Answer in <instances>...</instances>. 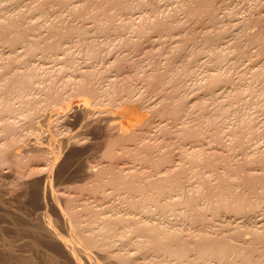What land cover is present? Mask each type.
<instances>
[{
	"label": "rangeland",
	"instance_id": "374dc122",
	"mask_svg": "<svg viewBox=\"0 0 264 264\" xmlns=\"http://www.w3.org/2000/svg\"><path fill=\"white\" fill-rule=\"evenodd\" d=\"M41 1L43 15L33 9ZM41 1L0 0L1 20L10 17L9 22L7 18L0 23V83L25 69L19 61L20 56L9 53L12 47L7 41L11 35H23V41L27 43L31 39L38 45L37 49L34 46L36 55L33 57L40 77L36 95L45 96L41 87L47 78L53 77L63 96L74 103L76 96L80 98L79 94L82 93L81 97L87 95L84 89L73 86L74 81L85 79L81 74L86 71L93 79L89 81L100 88L97 95L88 91L86 97L90 103L92 100L94 105L91 107L98 110L97 114L79 122L75 107L56 102L51 107L42 104L38 111L40 116L33 121L23 114L13 118L23 137L18 142L19 153L23 155L17 161L8 158L0 163V264H75L64 245L47 231L43 223L44 219H49L56 235L68 237L73 227L70 229L64 223L61 211L69 215L78 232L83 230L82 233L87 234L91 233V228L100 229L102 233L96 235L98 246L92 250L101 264H264V239L248 233V228L258 222L263 223L264 228V201L254 208L255 213L247 216L222 208L217 218H213L211 210H205L204 218L196 220L198 211L188 206L179 208L184 213L178 214L170 210L154 211L155 225L178 233V239L189 242L191 233H198L208 241L226 239L227 249L233 252L223 260L216 256L200 258L199 249L209 250L210 246H200V239H197L195 244L188 246L187 252L190 258L195 254V259L179 261L177 256L156 246V241L149 237L142 225L114 224L106 229L111 231L106 239L96 212L105 202L113 204V209L105 210L106 214L121 215L128 207L120 203L117 194L103 200L93 191L96 179L107 182L112 177L109 164L115 174L119 167L124 170V165L155 178L157 165H165L166 159L171 158L177 164L172 168L179 167L176 172L183 171L180 179L193 197L192 202L202 200V190L197 187L201 185L200 173L207 178L208 191L223 184L216 179V170L228 172L229 180L239 183L250 173H264V76L258 71L261 67L264 69V55L251 37L259 30L254 19L264 15V0H208L212 6L205 5L206 0H156L159 4L157 12L150 9L146 0H137L145 3L134 10L132 8V12L114 16L118 24L115 27L107 26L110 17L102 13V10L112 13L116 8L118 11L119 7L110 0H103L105 3L102 2L99 8L91 7L83 15L71 11L70 4L75 3L74 0L69 6L57 1ZM125 1L133 4L136 0ZM183 2H190V5H181ZM213 13H217L214 19ZM127 21L136 22V25L129 26ZM123 22L129 27L121 26ZM245 22H248L246 35L240 31ZM137 23L141 27L145 26L144 23L147 28L143 27L145 30L141 32ZM218 30L222 32L218 49L224 55L210 50L204 36H211ZM60 35L66 37L63 38L66 41L64 48L58 51L55 47L52 48L54 51L47 48L46 45L54 41L50 38L57 37L58 40ZM178 44L181 47H177ZM217 55L222 57L219 59ZM68 78L70 83L63 85ZM213 85L219 86L217 91L220 93L210 94ZM114 86L117 89L113 92L111 88ZM235 86L239 91L233 89ZM222 89L226 92H221ZM128 99L132 103L135 100L136 107L143 109L140 108L145 115L143 120L147 118L152 122L150 131L142 140L134 141L136 137L134 140L128 139L130 137L124 139L115 146L116 154L108 157L105 153L107 142L116 135L115 129H107L111 121L108 114L115 112L117 105ZM180 100L189 102L181 118L176 120L171 111ZM154 101H160L155 112L146 111L148 103ZM219 104L228 107V112L217 111ZM240 115L248 117L249 128L242 126ZM44 116L49 117L44 119ZM49 121L55 135L67 140L61 147L54 148L57 159L39 165L37 158L31 159V155L41 154L42 149L33 150L29 140L34 137L44 141L50 133L45 126ZM13 132H16L14 127H9L0 130V136ZM143 145L144 153H139L137 148ZM125 147L128 148L126 151ZM197 147L201 149V155L194 157L190 150ZM25 148L30 149L24 151ZM129 149L130 155L127 153ZM136 150L140 156L137 153L139 157L136 155L133 159L131 154L134 151L136 154ZM20 166L23 173L18 174L16 171ZM100 166L105 168L97 176L85 178L82 175L85 168L97 170ZM45 175L49 176L48 183L52 184L54 192L63 195L56 204L49 199L48 191L42 192ZM174 180L171 178L169 182ZM125 187L122 185L121 190ZM172 192L180 193L178 190ZM251 196L255 198L253 194ZM70 204L71 209H68ZM96 216L97 219L93 220ZM235 224L240 225L239 229H233ZM104 241L106 244L102 245ZM177 241L171 240L173 243ZM222 247L221 242L214 244V250ZM113 252L125 257L128 252L134 257L123 259L111 255ZM74 255L78 264H93L82 257L80 251H75Z\"/></svg>",
	"mask_w": 264,
	"mask_h": 264
},
{
	"label": "bare ground",
	"instance_id": "6f19581e",
	"mask_svg": "<svg viewBox=\"0 0 264 264\" xmlns=\"http://www.w3.org/2000/svg\"><path fill=\"white\" fill-rule=\"evenodd\" d=\"M51 1H57L63 5H68L72 2V0H51ZM74 1L75 3L73 2L72 4H70L72 6L70 7V9L71 11H76L77 14L79 13V15L80 14L83 15V13L91 9V7H95L94 9L99 8V5L102 2H104L103 0H74ZM110 1L112 2L111 4L115 3V6L119 7L118 9L119 13H117L118 11L116 12L117 8L114 10V12L112 10V13H107L105 10H102L103 14L108 15V17H110L107 23L108 27H115L116 25L118 26V24L114 20V16H116L117 14H123L126 11H130L132 8L134 10L136 7L141 6L143 3H145L141 1L138 2L137 0L133 4L132 2L128 3L125 0L124 1L118 0L119 2L117 0H110ZM206 1L207 3L204 2L205 5L211 4L209 3L208 0ZM107 3H109V1H107ZM146 3L149 4L150 9L154 12H157V10L159 9V4L156 0H146ZM181 5L188 6L190 5V2H183L181 3ZM30 7L33 8L35 6H30ZM33 9H38L39 13H42V15L45 14L42 1L38 5V7L33 8ZM87 14H89V11ZM129 14L131 15V13ZM216 15L217 13H213L212 18L214 19ZM1 17L2 16H0V23H3L2 21L8 18L6 16L5 19L3 18V20H1ZM9 19L10 17L8 18V22L10 21ZM146 19H148V17ZM146 19L142 21L145 22ZM148 21L150 20L148 19ZM254 21L257 22L256 25L258 26L259 30L256 33L251 34V37H252V40L258 43V45L261 47L262 49V50L260 49L261 54L264 55V15H261L255 18ZM128 23H130L129 26H133L136 22L134 23L132 21V23H134L132 24L131 21H129ZM128 23L124 24L123 22L121 23V26H124V25L128 26ZM138 24L140 25V23H137V27H138ZM147 24H149V22H147ZM247 24L248 22H245L240 27L241 28L240 31L245 33V35L247 32ZM143 25H145L143 26L145 28L146 24L143 23ZM141 26L142 25H140L139 27L140 28L139 31L142 32L144 28ZM78 27L81 29V27L83 26H78ZM134 27L136 28V26ZM217 32H220V31L218 30ZM217 32L212 34L211 36H207V35H204V36L207 40V44H208L207 47L213 52H217V54H220V53L222 54V52H219L221 50L218 49V45H219L218 41L222 37V32L220 33H217ZM56 33L59 34V32H56ZM61 35L60 37L62 38ZM66 35L67 34H65V36ZM65 36L63 38L67 37ZM9 37L10 38H7V41L11 44L10 47H12L9 53L15 52L18 57L20 56L19 61L20 63H22L25 69L23 70L21 74L14 76L12 79L10 77H6L3 80V82L0 83V130L4 131L9 127H14V130L18 133V134L16 132L4 133L2 136H0V163H3L8 158L17 161V159L23 155L19 153V148H18V142L22 141L23 137H22V134L20 133V130H18L17 128L16 120L13 118L23 114L26 116V118H31V121H33L34 118L40 116L38 111L41 108L42 104H44L47 107H51L56 102H62V104L66 103V105L75 107L78 113V121L81 122L82 120H85L87 117L93 114L94 115L97 114L98 109H96L95 107V110H94L93 106L91 107V105H94V104L92 103V100H91V103L89 102L90 99H87L88 98L87 95L89 94V92L92 95H97L100 90L99 87H96L92 82L89 81L92 78L90 77L91 74L89 73L88 75L86 74V71H85L81 74L82 76L84 74L85 79L80 78L79 81H74L73 86L75 85L74 87H76V89L78 88V90L84 89L85 92L86 91L87 92L89 91V92L85 93L83 91L84 94H87V95L85 97H81L82 96V93H81L79 94L80 95L79 99L77 98L78 96H76L75 98L76 101L74 103L70 101L72 99L69 100V98H67L66 96H63V94L60 92L58 86L55 83L56 82L55 78L53 77L51 78L49 77V79L47 78L46 83H44V85L41 87V89H43L45 92V96L44 95L41 97L37 96L36 95L37 89H38L37 83L40 77H39L38 66L35 65L33 62V57L36 55L34 51V46H35V49L38 48V45H36L37 42L31 39L30 40L28 39L29 42L26 43L25 41H23V35H18V34L15 36L11 35ZM50 37H53V36H50ZM61 38L58 40H57V37L55 38L56 40L53 38H50L51 40H54V41H52L51 43L49 42L48 44L47 43H43V44L45 45L47 44L46 45L47 48L51 47L50 49L55 47L54 49L58 51L60 49H63L64 45H66V41H64V39L63 38L61 39ZM18 44L20 45L17 46ZM176 46L181 47L180 44ZM17 47H20V50H18ZM53 51L52 53H54ZM221 57L222 56H220V58ZM253 64L254 63H252V65ZM261 68L262 69L258 70L259 74H263L264 76V69L263 67ZM88 72L89 71H87V73ZM241 78L243 79V76H241ZM216 80L219 81L218 79ZM69 83H70L69 78L63 81V85H67ZM218 85L216 86L213 85L211 87L210 94L215 95L216 92H218L217 91V89L219 88ZM115 87L116 86L111 88L113 92L114 90L117 89ZM233 89L236 91H239V89L236 88V86L233 87ZM224 90L225 89H222L221 92ZM224 92H226V90ZM218 93H220V90ZM134 101L133 103L131 99L121 101L117 105V110L115 112H112V114H108L109 117L107 118H109V120L111 121L110 123H108L107 129L111 128V129L116 130L115 137L109 140L106 145L105 153L108 154V157H113L116 154L115 146L119 144L121 141H123L124 139L130 137L128 139L132 138L134 140V138L136 137L134 141L142 140L143 137H145V135L149 133L150 131L152 122L150 120H147V118L143 120L145 115L142 112H140L143 109L140 107L142 109L141 110L139 107H136V105L134 104ZM188 102L189 101L184 103L182 100H180L178 103V106L172 109L171 112L173 114V117L176 118V120L181 118L182 113L186 110ZM157 103H160V101L158 102L154 101V102L148 103L149 105H147L146 111L155 112ZM216 110L222 113H226L228 112V107L219 104L217 105ZM49 116H52V115L50 114ZM49 116H46V117L44 116L45 117L44 119H47ZM211 118L212 117H210V119ZM239 119H240L242 126H244L245 129L249 128L248 117L246 115H240ZM212 120L214 119L212 118ZM45 126L47 130L49 128L50 133L47 134V137H45L46 138L45 140L43 138L44 141L40 142L37 138H34V137L30 138L31 140H29L31 146H34L33 150H36L37 148L42 149L41 154L37 155L36 153H34L31 155V159L37 158L36 163L39 165H45V164L47 165V163H50L52 158L53 160L57 159L58 156L56 152L54 151V148L61 147L62 144L65 143L67 140V139L64 140L62 138H59L55 135L54 130L52 129V126H50V121L46 122ZM134 126L135 128H133ZM31 127H34L33 124L31 125ZM135 130L137 131V133H135ZM143 147L144 145L138 146L137 150L139 149L140 151L139 153H144ZM198 147L190 150V154H192L194 157H198L199 155H201L200 153L201 149H199ZM29 149L30 148H25L24 151H28ZM126 149L128 148L125 147L124 151H126ZM130 150L131 149L127 150L128 151L127 153L129 155L131 153V152L129 153ZM137 150H136V154L134 153L135 151L133 152L134 155L131 154V158L134 159L136 157L138 153ZM28 153H25V154H28ZM166 162L167 164L165 165H161V164L157 165V167L155 168L156 170L155 178H150L141 173H138L137 170H132L131 165H130L131 167L126 166V168L124 167V165H122V168H124V170H122L119 167L118 172L115 174V170L109 164L108 170L110 174L112 175V177L109 178L107 182L101 179H96L97 183L93 187V191L95 192V194H97L103 200L110 195L117 194L119 195L120 203L125 204V206L128 207V209H125V213L121 215L117 213H113V212H111L110 214H106L105 210L109 212L111 209H113V204L109 205V204H106L105 202L106 205L105 204L104 206L102 205V207L99 208V211L96 212L98 218L100 219V224L103 226V230H105V232L103 233L105 235V238L107 239V236H106L107 234H111L110 229L109 230H106V229L112 228V225L114 224L142 225L143 228L149 232V237L152 240L156 241V244H157L156 246L163 247L164 249H166V252L169 253V255L177 256V259L179 261H192L195 259V254H194V257L192 256V258H190L191 256H189L187 252L189 250L188 246L190 244H195L197 239H200L198 242L200 246H206V245L210 246L209 250L199 249L198 256L200 258L207 257V256H216L217 259L223 260L227 257V255L233 254L231 250L227 249L226 239H223L222 241L220 240L208 241L207 240L208 238L206 239V237L205 238L203 236L201 237L198 235V233H195L193 235L191 233L192 235V236L190 235L191 242L190 241L187 242V240L182 241L178 239L179 238L177 237L178 233L168 232L166 231L164 227L162 226L157 227L155 225L153 221L156 218L153 216V213L154 211H158V210L161 213L167 210H170L171 212L176 213V214L182 213V212L184 213V211L180 210L179 208H185L186 206H188L190 209H194V211H198L195 217L196 220H200L204 218L205 215L203 211L205 210L207 211L211 210L213 212L212 214L213 218H217L219 215V211L222 208L225 211L231 212L236 215L247 216L249 213L253 214L257 211V210H254V208L258 206L259 202L264 201V173L263 174L250 173L248 174L247 179L243 180L242 183H239L233 180H229L230 174L228 172H219L216 170L214 173L216 176V179L219 178L220 179L218 180L219 183H223V184L215 187L216 189H211L209 191L207 190V186H206L207 178L202 173H200L199 175L201 178V185L197 187L202 190V193H203L202 200L201 201L195 200L194 202H192L193 197L190 195L189 190L184 188V185L180 179V174L183 171L176 172L179 169V167L172 168L174 165H177V164L174 163L173 160H171V158H167ZM19 168L21 170L19 169V171L18 170L16 171V173L18 174L22 171L21 166ZM104 168H105L104 166H100L99 169L97 170L95 169L90 170V167H88V168H85V171L83 172L85 175L84 174L82 175L84 177L86 176L87 178L91 176H97L101 171L104 170ZM171 178L175 179L173 181L174 184L169 182ZM42 180H44L43 182L44 188L42 189L41 187L40 190L42 189V192L48 191V194H49L48 196L50 197L49 199H51L53 203L56 204L59 198H61L63 195H61L60 192H54L53 190L54 188L52 189L51 187L52 184L48 183L49 181L48 175L43 176ZM107 184H111V186L109 187L107 186ZM241 184H243L242 188H240ZM122 185L126 186L124 190H121ZM154 189L156 190L155 192L153 191ZM172 190H178L180 193H173ZM62 194H63V191H62ZM251 194H253L255 198H252ZM81 195L79 196L80 198H81ZM66 199H67V196H66ZM147 202H150V203H147ZM68 209H71V204L69 205ZM137 210H139V212H137ZM161 213L160 215H162ZM60 215L62 216L61 218H63L64 223L67 224L70 229H72L73 227V231H70L69 236L60 237L56 235V233L54 232L52 228V222L49 219H44L45 222L43 223L45 224L47 231L50 232V234L52 233L55 237L59 239L61 244H63L64 247L66 248L67 252L72 256V260L75 264H78V258H76V256L74 255L75 251H80L81 256L82 257L84 256V258L88 259V261L91 260L93 264H101L94 257V252L92 250L93 247L98 246L96 235H100L102 233L100 232V229L94 230V228H91L90 229L91 233L83 234L82 233L83 230L81 232H78L77 229L74 226H72L69 220V215L66 214V212L61 211ZM185 215L187 216L189 214L186 213ZM97 216L93 220L97 219ZM262 225L263 223L259 224L258 222V225L256 224L253 228H248L249 230L248 233L262 237L264 239V228ZM239 227L240 225L235 224L233 229H236V228L239 229ZM174 239L178 241L176 243L171 242V240H174ZM209 240H212V239H209ZM217 242H221L223 244V247L217 250H214V244ZM105 244L106 242L104 241L102 245H105ZM128 252H126L125 254L127 258H130V256L134 257V254H131ZM111 255L119 256L123 259L126 258L125 256H123L122 253H119V252H113Z\"/></svg>",
	"mask_w": 264,
	"mask_h": 264
}]
</instances>
